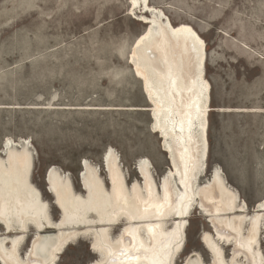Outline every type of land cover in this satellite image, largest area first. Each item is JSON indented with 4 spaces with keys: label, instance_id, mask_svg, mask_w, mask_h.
<instances>
[{
    "label": "rangeland",
    "instance_id": "374dc122",
    "mask_svg": "<svg viewBox=\"0 0 264 264\" xmlns=\"http://www.w3.org/2000/svg\"><path fill=\"white\" fill-rule=\"evenodd\" d=\"M149 2L173 26H192L206 43L211 111L200 183L212 182L221 169L253 215L264 202V0ZM143 13L130 0H0V151L9 140L28 143L31 181L54 221L61 216L47 181L54 168L80 196L86 162L111 187L104 163L111 149L130 188L143 182L137 173L142 160L152 163L159 185L170 169L152 113L141 110L150 104L130 61L148 28L140 18L150 14ZM124 229L115 227L113 237ZM205 236L219 241L210 218L195 209L177 264L192 257L213 264ZM225 244L224 258L231 262L234 247ZM91 247L89 239L75 243L58 264L97 263ZM259 249L264 256V229Z\"/></svg>",
    "mask_w": 264,
    "mask_h": 264
},
{
    "label": "bare ground",
    "instance_id": "6f19581e",
    "mask_svg": "<svg viewBox=\"0 0 264 264\" xmlns=\"http://www.w3.org/2000/svg\"><path fill=\"white\" fill-rule=\"evenodd\" d=\"M130 1L150 14L140 18L148 28L130 61L150 104L141 110L152 113V128L165 141L170 169L159 185L152 163L142 160L137 173L143 182L130 188L111 149L104 157L111 187L102 171L86 162L80 177L85 195L80 196L71 179L54 168L47 178L61 214L54 221L49 204L32 184L28 143L7 141L0 151L5 155H0V264H58L67 249L86 239L98 258L94 264H177L195 209L210 218L219 240L204 238L213 264H264L259 249L264 202L250 215L221 169L212 182L200 183L208 162L211 111L205 41L190 25L173 26L149 0ZM115 227L125 228L116 238ZM32 231V244L25 250ZM221 242L234 247L231 262L225 260ZM186 264L204 262L192 257Z\"/></svg>",
    "mask_w": 264,
    "mask_h": 264
},
{
    "label": "water",
    "instance_id": "95a60500",
    "mask_svg": "<svg viewBox=\"0 0 264 264\" xmlns=\"http://www.w3.org/2000/svg\"><path fill=\"white\" fill-rule=\"evenodd\" d=\"M48 181V180H47Z\"/></svg>",
    "mask_w": 264,
    "mask_h": 264
}]
</instances>
